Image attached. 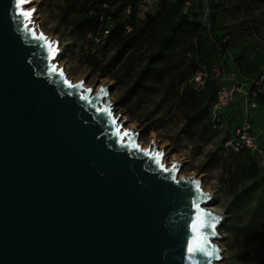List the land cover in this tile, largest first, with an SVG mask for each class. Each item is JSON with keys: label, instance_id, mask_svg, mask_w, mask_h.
Instances as JSON below:
<instances>
[{"label": "water", "instance_id": "1", "mask_svg": "<svg viewBox=\"0 0 264 264\" xmlns=\"http://www.w3.org/2000/svg\"><path fill=\"white\" fill-rule=\"evenodd\" d=\"M30 2L0 0V264H215L201 179L137 143L109 86L65 76Z\"/></svg>", "mask_w": 264, "mask_h": 264}, {"label": "rangeland", "instance_id": "2", "mask_svg": "<svg viewBox=\"0 0 264 264\" xmlns=\"http://www.w3.org/2000/svg\"><path fill=\"white\" fill-rule=\"evenodd\" d=\"M210 1L222 4L215 12L216 23L213 27L208 25V18L204 14ZM26 7L35 8L31 18L35 31H38L36 25H39V31L46 38L57 41L60 53L55 61L68 79L77 82L83 78L84 87L93 90L100 85L109 86L107 97L113 102L112 110L115 115H119V120L125 121L123 128L132 127L139 131L137 143L146 148L152 141L156 150L163 148L161 160L165 165H170L173 160L181 163L177 176L194 175L201 179V187L213 198L206 205L223 215L218 226L222 235L217 241L220 258L215 264H264V254L254 257L251 253L256 243L264 239V216L255 214L262 202L261 195L257 193L256 199L237 211H228V202L233 193L250 181L246 177L248 171L244 169L241 172L237 167V155L220 145L233 135V129L242 120L243 98L237 95L223 112L222 125L212 127L208 122V114L200 110L203 103L201 92L205 88L192 85L189 76L185 75L184 67L176 68L180 55L175 54L171 58V70L153 74L146 79L145 86L124 93L154 46L151 31L135 40L131 48L117 55L116 39H98L91 31L70 28V19L78 14L71 10L68 0H31ZM104 7L107 6L94 5L88 16L100 14L101 28L110 29L111 20L103 17ZM194 8L200 12L203 22L200 37L202 54L197 60L200 65H210L215 56L220 55L219 51L209 54L210 41L223 39L226 26L239 21L242 14L235 11L229 0H202L201 4L195 0ZM153 10L154 5L139 3L136 21ZM195 43L198 44L197 41ZM229 53L230 59L241 63L246 76H255L264 69V21L257 28H251L247 34L236 38ZM189 58L186 55L185 60ZM214 71L218 73L216 68ZM228 74L224 72L225 84L234 85L236 77ZM194 110L202 114L196 122L188 123L186 116ZM253 112V128L262 131L260 142L264 149V102L260 101ZM148 148L152 149V143ZM252 154H241L240 159L247 162ZM254 156L264 171V156ZM249 222L251 226L245 234L228 230L232 223L244 225Z\"/></svg>", "mask_w": 264, "mask_h": 264}, {"label": "trees", "instance_id": "3", "mask_svg": "<svg viewBox=\"0 0 264 264\" xmlns=\"http://www.w3.org/2000/svg\"><path fill=\"white\" fill-rule=\"evenodd\" d=\"M70 6L78 15L70 19V28L72 30H80L83 32L91 31L93 36L98 39H116L117 44L115 54H122L126 48H131L135 40L140 39L151 31L154 46L147 53L143 65L136 72V75L130 85L125 89L124 93L132 91L136 87L145 86V81L153 74H159L160 71L168 72L171 70V58L175 55H180V60L176 64V68L184 67L185 75L190 76L201 66L207 68L212 65L216 66L218 71H215L206 79L202 89L203 103L200 110L208 114V122H210V105L215 96L218 86L222 83L221 74L229 72L231 66L230 50L236 38L247 34L251 28H257L264 21V0H229L235 11L242 14L239 21H236L226 26L223 37L217 40L210 41L209 54H215L217 51L220 55L215 56L210 65H200L198 57L202 54L201 44V29L203 22L200 18V12L196 8L193 9L195 0H191V6L188 11L184 10L185 0H159L158 8L154 13L146 12L145 15L136 21V14L140 0H68ZM199 4L202 0H197ZM107 5L104 7L103 17H108L111 20L112 27L108 29L106 36L100 35L101 21L100 14L96 16H88L90 9L94 5ZM222 4L219 2L210 1L207 6L208 25L213 27L216 23L215 12ZM129 7L128 13L125 12ZM69 10L68 12H70ZM205 14V12H204ZM125 25L130 26V30L125 28ZM196 39V44L193 39ZM186 55L190 56L186 61ZM169 69V70H168ZM253 99L257 102H264V94H258ZM256 106V107H257ZM220 113L221 120L223 112ZM255 109V108H254ZM253 109V110H254ZM199 110H194L190 115L186 116L188 123L196 122L202 114ZM254 118V117H253ZM241 122V121H240ZM239 122V123H240ZM238 123V125H239ZM253 125V119H252ZM261 145V142H260ZM262 146V145H261ZM237 155V167L242 172L244 169L248 171L246 177L250 181L240 187L233 193L228 202V211H237L238 208L252 202L257 198L256 194L261 195V205L255 210L256 216H264V191L262 190L264 183V171L258 165L254 156L249 157L245 162L240 159V155L244 153H252L248 149L233 151ZM241 204V205H240ZM251 222L244 225L232 223L228 227L229 231L236 234H245L250 229ZM254 257H259L264 254V239L258 241L251 249Z\"/></svg>", "mask_w": 264, "mask_h": 264}, {"label": "built area", "instance_id": "4", "mask_svg": "<svg viewBox=\"0 0 264 264\" xmlns=\"http://www.w3.org/2000/svg\"><path fill=\"white\" fill-rule=\"evenodd\" d=\"M139 3L144 5H154V10L149 13H154L156 7L158 8L159 0H140ZM105 6V4H104ZM107 6V5H106ZM191 6V0L184 1V10L188 11ZM207 7L205 9V17L207 16ZM129 7L126 8L125 12L128 13ZM127 30H130L129 25H125ZM108 28L103 27L100 30L102 37L106 36ZM223 41L226 37H223ZM240 62L235 63L231 59V66L229 70L230 76L236 77V83L234 85L227 86L224 82V73L221 74L222 83L218 86L215 96L210 105V122L212 127H220L222 120L220 113L227 105L235 100L237 95L243 98L244 108L242 114V120L233 129V135L222 141L221 148L230 149L232 151H239L242 149H248L250 152L256 155L264 156V149L260 145V138L262 131L255 130L252 125V119L254 117L253 109L257 106V102L253 99L256 95L264 94V70H259L255 76H246L242 72ZM216 66L212 65L207 68L201 66L197 69L189 78L192 85L202 88L205 84L206 79L214 72ZM246 87V88H245Z\"/></svg>", "mask_w": 264, "mask_h": 264}, {"label": "snow or ice", "instance_id": "5", "mask_svg": "<svg viewBox=\"0 0 264 264\" xmlns=\"http://www.w3.org/2000/svg\"><path fill=\"white\" fill-rule=\"evenodd\" d=\"M23 3H24V0H19L18 6H21ZM22 15H24V16H29L30 13L22 12ZM53 71H55V69H53ZM104 111H107V110L105 109ZM109 115H110V113H109ZM200 227H201V228L204 227L203 222H201ZM193 231H194V232L197 231V227H196L195 224L193 225ZM200 239L202 240V239H203V236H201ZM189 251L192 252V251H194V249H193L192 247H190V248H189Z\"/></svg>", "mask_w": 264, "mask_h": 264}, {"label": "bare ground", "instance_id": "6", "mask_svg": "<svg viewBox=\"0 0 264 264\" xmlns=\"http://www.w3.org/2000/svg\"><path fill=\"white\" fill-rule=\"evenodd\" d=\"M215 211V210H214Z\"/></svg>", "mask_w": 264, "mask_h": 264}, {"label": "crops", "instance_id": "7", "mask_svg": "<svg viewBox=\"0 0 264 264\" xmlns=\"http://www.w3.org/2000/svg\"><path fill=\"white\" fill-rule=\"evenodd\" d=\"M264 70V69H263Z\"/></svg>", "mask_w": 264, "mask_h": 264}]
</instances>
